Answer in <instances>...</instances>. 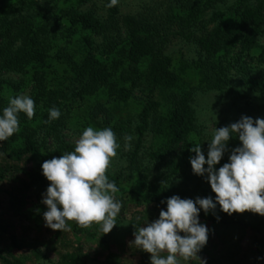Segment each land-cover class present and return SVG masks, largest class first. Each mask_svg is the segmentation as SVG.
<instances>
[{
  "label": "trees",
  "instance_id": "obj_1",
  "mask_svg": "<svg viewBox=\"0 0 264 264\" xmlns=\"http://www.w3.org/2000/svg\"><path fill=\"white\" fill-rule=\"evenodd\" d=\"M95 1L0 0V116L9 98L25 96L27 88L26 96L35 102L33 118L18 113L20 131L0 141V183L6 181L0 185V264H24L15 256L20 248L15 223L27 219L32 194L50 185L43 162L75 150L76 144L61 134L74 124L72 112L77 110L84 130L111 128L116 137H132L131 149L123 153L127 169L139 174L142 199L165 211L174 195L193 201L211 197L216 203L207 173L194 174L190 162L195 153L189 140L200 131L193 107L196 90L243 97L238 112L254 121L264 119V102H256L264 95V76H250L245 64L248 57L264 62V48L255 57L250 53L264 33V0H151L135 13L121 12L119 4L109 8L110 0H101L102 15ZM85 5L91 6L81 9ZM179 41L195 55L189 63L176 62L169 51ZM189 66L198 70L196 86L184 75ZM9 73L18 79L5 77ZM235 74L241 75L250 95L233 86ZM134 92L142 97L135 123L98 119L101 99L103 107L124 104ZM53 107L61 115L48 122ZM200 146L207 159L209 144ZM240 146L238 136L231 137L215 169L229 163L232 150ZM121 175L108 176L119 190ZM198 219L248 231L258 251L264 243V216L228 215L217 203L208 214L200 209ZM69 233L55 230L53 239L67 248ZM62 259L85 264L76 249Z\"/></svg>",
  "mask_w": 264,
  "mask_h": 264
},
{
  "label": "clouds",
  "instance_id": "obj_2",
  "mask_svg": "<svg viewBox=\"0 0 264 264\" xmlns=\"http://www.w3.org/2000/svg\"><path fill=\"white\" fill-rule=\"evenodd\" d=\"M117 4L118 0H110L107 7ZM21 112L32 119L34 100L24 95L10 97L0 116V141L20 131L18 113ZM60 115L58 108H51L48 122ZM234 136H238L242 146L234 148L230 162L217 171L214 166L220 163L228 141ZM124 139L125 149L130 150L128 142L132 137ZM119 148L111 128L96 130L90 126L77 140L73 152L43 162L42 173L50 182L42 201L48 209L43 214L47 227L70 232L69 222H75L81 228L96 224L104 234L111 232L122 204L115 199L119 189L114 181H109L107 173ZM190 151L195 153L190 158L193 173L198 176L207 173L216 203L211 197H197L195 201L176 195L168 198L167 210H161L157 220L134 232V244L150 254L151 264H180L178 257L185 261L198 257L197 253L207 244L209 232L199 222L200 209L208 214L218 203L228 215L247 211L264 216V119L254 121L242 116L230 126L216 128L207 159L200 144L194 143ZM165 252L166 257L161 255Z\"/></svg>",
  "mask_w": 264,
  "mask_h": 264
},
{
  "label": "rangeland",
  "instance_id": "obj_3",
  "mask_svg": "<svg viewBox=\"0 0 264 264\" xmlns=\"http://www.w3.org/2000/svg\"><path fill=\"white\" fill-rule=\"evenodd\" d=\"M150 1L118 0V4L121 12L135 13L148 5ZM90 6L85 5L81 9L88 10ZM94 6L98 15L104 13V5L101 0H96ZM257 40V47L250 51L253 56L264 48V33ZM169 51L176 62L183 59L189 63L191 58L195 56L191 47L180 41L173 44ZM245 64L248 66L250 76L255 78L264 76V62L258 64L255 59L248 57L245 59ZM184 75L194 86L197 85L199 79L197 69L189 66L185 69ZM5 77L18 79V75L10 73L6 74ZM241 78V75L235 74L232 79L233 86L250 95V90L243 85ZM28 90V88L25 89V96ZM261 98L256 102H264V95ZM244 100L243 97L233 98L231 94H221L216 90H196L193 107L200 131L190 138L189 147L194 143L202 146L208 145L216 128L230 126L241 119L242 114L238 112V109L244 106ZM101 102H103L102 99ZM101 102L98 113L100 121L109 117L112 122L135 123L136 116L142 107V97L138 92H134L133 97L124 104L107 103L103 107ZM76 113L72 112L70 118V122L74 124L61 130L64 139L73 144H76L84 131L82 124H80L82 121L76 120ZM124 138V135L117 136L120 148L117 150V156L112 160L107 173L108 176L122 174L119 182L121 189L115 193V199L121 202L122 207L116 218L117 224L111 232L104 234L100 226L96 224L85 229L79 227L75 222H69L71 243L66 248L62 244L63 241L53 239L55 230L46 226L43 214L48 209L42 202L46 190L36 196L33 193V201L29 204L31 211L26 213L27 219H23L21 222L16 221V229L14 230L17 234V245H20V248L15 249V256L22 257L24 264H65L67 260L62 259V255L73 249L78 251L85 264H151L150 254L142 251L134 244V232L157 220L162 209L152 206L142 199L143 189L140 176L136 172L130 173L127 169L129 160L123 154L128 151L124 147L126 143ZM48 143L50 142L47 141ZM181 149V147L178 148L177 152H180ZM152 176L148 179L152 180ZM5 183L6 181L1 182L0 185L3 187ZM7 184L9 185V183ZM3 205L4 208H8L6 200L3 201ZM40 206H44V209H40ZM199 222L209 229L207 244L197 253L198 257L187 261L178 257L180 264H203V262L204 264H264V243L258 251L253 245L252 237L248 231L243 232L239 228L212 225L201 220ZM262 231L264 232V228ZM39 241L47 242V244H37ZM161 255L166 257L167 253H161Z\"/></svg>",
  "mask_w": 264,
  "mask_h": 264
}]
</instances>
